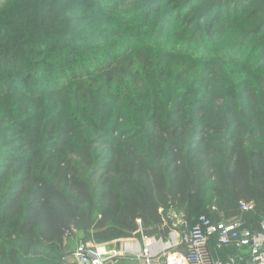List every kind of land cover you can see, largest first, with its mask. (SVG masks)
Returning <instances> with one entry per match:
<instances>
[{"label": "trees", "instance_id": "16d2710c", "mask_svg": "<svg viewBox=\"0 0 264 264\" xmlns=\"http://www.w3.org/2000/svg\"><path fill=\"white\" fill-rule=\"evenodd\" d=\"M171 211L264 220V0H0V264L167 237Z\"/></svg>", "mask_w": 264, "mask_h": 264}, {"label": "built area", "instance_id": "2783aa9c", "mask_svg": "<svg viewBox=\"0 0 264 264\" xmlns=\"http://www.w3.org/2000/svg\"><path fill=\"white\" fill-rule=\"evenodd\" d=\"M239 208L243 213L252 212L255 202L241 201ZM169 219L177 221L167 238L146 235L141 220L137 221V232L110 244L86 243L82 241L84 236L79 235L78 245L72 253L74 263L117 264L119 260L133 258L140 264H243V257L225 261L215 259L209 243L216 239L218 250L236 242L238 248L249 254L247 264H264V220L259 230L252 231L242 228L243 223L237 219L215 223L206 216H200L190 225L187 220L178 219L173 211Z\"/></svg>", "mask_w": 264, "mask_h": 264}, {"label": "rangeland", "instance_id": "374dc122", "mask_svg": "<svg viewBox=\"0 0 264 264\" xmlns=\"http://www.w3.org/2000/svg\"><path fill=\"white\" fill-rule=\"evenodd\" d=\"M176 217H178V216L176 215ZM119 264H138V261L135 259L120 260Z\"/></svg>", "mask_w": 264, "mask_h": 264}, {"label": "clouds", "instance_id": "9594fccd", "mask_svg": "<svg viewBox=\"0 0 264 264\" xmlns=\"http://www.w3.org/2000/svg\"><path fill=\"white\" fill-rule=\"evenodd\" d=\"M170 230H171V228H170ZM169 230V231H170ZM168 236V235H167ZM156 237H163V236H156ZM164 238H167V237H164ZM73 251H74V249L71 251V257H70V259L69 260H71V262L72 263H74V260H73V258H72V253H73ZM124 260V259H123ZM75 264V263H74Z\"/></svg>", "mask_w": 264, "mask_h": 264}, {"label": "crops", "instance_id": "0c3cea01", "mask_svg": "<svg viewBox=\"0 0 264 264\" xmlns=\"http://www.w3.org/2000/svg\"><path fill=\"white\" fill-rule=\"evenodd\" d=\"M210 252H212V250H210ZM213 255V254H212ZM214 256V255H213ZM231 258V257H230ZM229 258V259H230ZM127 259H133V258H127ZM127 259H124V260H127ZM123 260V259H122ZM136 260V259H135ZM225 260H228V258L227 259H225ZM120 261V260H119ZM119 261H118V263L117 264H119ZM138 261V260H137ZM138 264H140V262L138 261Z\"/></svg>", "mask_w": 264, "mask_h": 264}]
</instances>
